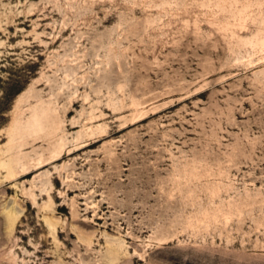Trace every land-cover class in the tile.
I'll return each mask as SVG.
<instances>
[{"label": "rangeland", "instance_id": "1", "mask_svg": "<svg viewBox=\"0 0 264 264\" xmlns=\"http://www.w3.org/2000/svg\"><path fill=\"white\" fill-rule=\"evenodd\" d=\"M0 26V150L62 123L0 168V264H264V0H0Z\"/></svg>", "mask_w": 264, "mask_h": 264}, {"label": "bare ground", "instance_id": "2", "mask_svg": "<svg viewBox=\"0 0 264 264\" xmlns=\"http://www.w3.org/2000/svg\"><path fill=\"white\" fill-rule=\"evenodd\" d=\"M66 78H68V76ZM22 101L23 99H20V103ZM59 117L55 108H52L49 105H41L39 111H36L27 122H23L21 118L15 119L12 128L8 132L9 143L6 148V151L0 150V152H5L6 156L8 155L10 157V159L3 161L0 165V168L3 169L5 173H7L6 178L8 179V181L14 182L20 179L21 177H25L31 174V172L26 171L24 164L22 165L23 159L19 157V155L16 153L22 152L23 148L30 145V140H33V142L36 143L35 141L40 139L43 134L48 135V137H55L58 131L62 128V123L59 120ZM65 147V140L61 139V142L54 146V149L51 150V153L63 152ZM57 158H60L59 154L54 156L51 160H57ZM35 159L36 158H34V160ZM48 162L49 160L44 161L43 158H40L37 162H35L37 164L35 165L34 170L37 171L47 167L50 164ZM21 168L22 170L19 171V169ZM14 224L15 221L13 220L12 226H14Z\"/></svg>", "mask_w": 264, "mask_h": 264}]
</instances>
